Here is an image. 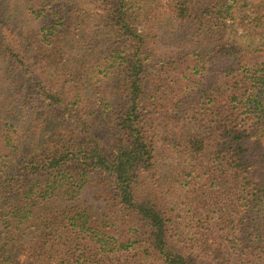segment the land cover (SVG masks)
Returning a JSON list of instances; mask_svg holds the SVG:
<instances>
[{"label":"trees","instance_id":"trees-1","mask_svg":"<svg viewBox=\"0 0 264 264\" xmlns=\"http://www.w3.org/2000/svg\"><path fill=\"white\" fill-rule=\"evenodd\" d=\"M250 1L0 0V264H264Z\"/></svg>","mask_w":264,"mask_h":264},{"label":"rangeland","instance_id":"rangeland-1","mask_svg":"<svg viewBox=\"0 0 264 264\" xmlns=\"http://www.w3.org/2000/svg\"><path fill=\"white\" fill-rule=\"evenodd\" d=\"M258 4L261 5V3H259V0H252L250 1V7L249 8L242 7L240 9V13L242 15H250L251 18L257 21L256 24H258V27L254 26L255 36L258 38H264V8H262L261 6V9H259ZM145 25L146 24L143 23L141 27H144ZM167 44H168L167 36L159 40V45H158V50H157L158 56L162 57L164 55H168L171 53L172 47ZM261 178L264 179V173L262 174ZM22 257H23V254H21L19 258L21 259Z\"/></svg>","mask_w":264,"mask_h":264}]
</instances>
